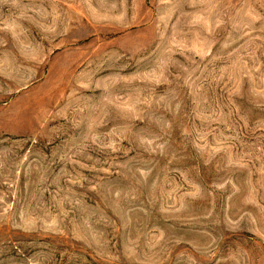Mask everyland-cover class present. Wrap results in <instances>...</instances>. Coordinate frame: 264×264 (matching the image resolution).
<instances>
[{"label": "rangeland", "instance_id": "rangeland-1", "mask_svg": "<svg viewBox=\"0 0 264 264\" xmlns=\"http://www.w3.org/2000/svg\"><path fill=\"white\" fill-rule=\"evenodd\" d=\"M0 264H264V0H0Z\"/></svg>", "mask_w": 264, "mask_h": 264}]
</instances>
